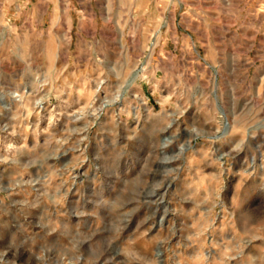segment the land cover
<instances>
[{"label":"rangeland","instance_id":"obj_1","mask_svg":"<svg viewBox=\"0 0 264 264\" xmlns=\"http://www.w3.org/2000/svg\"><path fill=\"white\" fill-rule=\"evenodd\" d=\"M226 2L0 0V247L21 222L38 219L44 210L37 206L25 216L15 201L32 200L33 189L43 191L29 181L49 175V168L26 165L53 151L55 155L45 157L54 169L51 191L59 184L57 169L71 168L75 182L67 197L57 195L51 205L45 201L49 211L74 202L73 221L125 213V231L141 237L135 242L149 255L153 246L143 240L166 234L177 223L186 225L185 236L195 235L205 245L219 244L217 234L226 232L228 217L216 215L210 222L205 205L199 203V194L216 185L218 174L221 199L227 192L237 212L264 204V0H231L230 9L220 7ZM137 73H143V79L128 88L126 97L97 113L95 120L88 114V106L95 110L120 77L131 80ZM177 84L181 89L197 85L206 95H235L230 116L235 124L234 155L223 172L205 156L207 144L215 148L219 141L193 143L183 162L176 158L174 143L165 139L167 133L160 134V146L153 149L151 113L173 110L168 105L179 103L173 95ZM125 100L139 107L138 118L133 109L124 113ZM194 111L190 104L181 119ZM200 114L205 119L213 115L211 108ZM130 129L140 130L132 142L136 155L122 158L112 174H103L107 159L96 155L97 142L108 144L114 134L126 141ZM77 138L86 157L82 162L81 152L69 147ZM181 163L183 170L175 179H164ZM13 180L24 183L12 188ZM101 185L110 201L103 212L93 199ZM231 211L226 205L225 214ZM260 219L255 217L251 226L264 233ZM231 220V227L240 232L235 212ZM99 222L102 225V219ZM32 230H37L35 225ZM169 243L185 256L195 254L184 247L179 233L173 232ZM260 248L264 234L254 235L245 253L254 255ZM163 255L165 264H173L167 249ZM7 257H12L11 251ZM27 257L26 252L19 255L16 264H24Z\"/></svg>","mask_w":264,"mask_h":264},{"label":"clouds","instance_id":"obj_2","mask_svg":"<svg viewBox=\"0 0 264 264\" xmlns=\"http://www.w3.org/2000/svg\"><path fill=\"white\" fill-rule=\"evenodd\" d=\"M220 7L230 9L233 5L231 0H227ZM139 79H143V73H137L131 80H129L127 75L120 77L114 86V91H109L95 110L92 109L91 104L88 106V114L93 116L94 120L98 118L97 113L103 114L117 100L126 97L128 88ZM165 79L169 84L172 83L167 74ZM15 95L20 97L21 94L15 93ZM173 95L179 103L168 105V107L173 109L172 111L162 108L158 113H151V117L155 120L152 129L153 149L155 150L160 146V134L167 133L165 139H170L174 143L177 150L176 158L183 162L192 153L191 146L193 143L198 141H219L215 148L210 143L207 144L208 150L205 156L209 161L217 164L220 171L223 172L228 158L234 155L232 144L235 124L230 119V116L235 110L233 107L236 103L235 95L223 98L220 94L213 95L209 93L206 95L203 89L197 85L181 89L179 84L176 85ZM36 104H39L38 100ZM190 104L194 105L197 111H194L189 117L181 119ZM33 108L35 109V105H33ZM208 108H211L212 118H202L200 113ZM129 109L134 110L133 115L135 118L139 117V107L131 101L125 100L124 113L127 114ZM76 118L78 117H74V119ZM92 122L85 125V128L90 127ZM139 131V129H130V134L126 141L114 134L108 144L97 142L96 155L100 160L107 159V163L102 169L103 174H112L122 158L128 157L131 159L136 155L133 151L135 146L132 142ZM84 135H87L86 131ZM80 142L81 140L77 138L69 147L73 151L79 150L81 152L80 161L82 162L86 157L83 155V150L78 148ZM140 143H143V138L137 141V144ZM56 151H59V149L57 148ZM201 152H204L203 148ZM105 153H108L107 158H105ZM47 155H55V151L46 153L45 157ZM45 157L37 156L34 159H30L26 165V168L31 167L33 164L49 168V175L42 173L40 178L29 181L31 184H39L43 191L40 188L33 189L36 195L32 200L25 198L15 201L20 213L25 216L28 209L37 206L42 207L44 210L39 214L38 219L34 218L32 221L26 219L21 222L7 245L0 247V264H16V258L25 252L28 253V257L24 264H165L164 249L169 251V258L173 261V264H194V262L195 264H231L233 261L234 264H264V248H260L254 255L245 253V248L251 243L253 236L264 234L260 233L259 230L254 232L251 226V221L259 216L261 218L260 227L264 228V204L255 209L242 208L237 212L232 204L229 203L227 192L223 193L224 198L221 199L220 188L222 187V181L218 178L219 174L216 185H210L205 193L199 194L201 196L199 203L205 205V214L209 216L210 222L211 218L216 215H227L228 217L225 225L226 232L217 234L219 244L205 245L195 235L188 234L185 236V232H187L186 225L177 223L172 225L166 234L143 240L145 245L151 244L153 246V254L149 255L135 242L141 237L136 236L131 231H125L123 223L124 219H126L125 213L111 216L104 213L102 217H97L96 220H91L89 217L73 221L72 217L77 215V205L74 202H70L69 207L66 209H61L57 206L49 211L47 205L53 204L57 195L67 197L68 192L71 190V184L75 182V178L72 176L71 168L55 170L60 180L56 186V191L52 192L51 188L53 186L50 173L54 169H52V166L47 165ZM16 163L17 161L13 160V164ZM76 166H78V163L72 167ZM146 170L152 171L150 168ZM182 170L183 163L177 164L175 169L169 172L164 179L169 177L175 179V176ZM156 175L157 173L153 172V179L156 178ZM65 176L71 177V179L65 180ZM18 183H24V181L13 180L10 187L15 188ZM60 188L64 189L63 193H60ZM105 195L106 192L103 185L98 187L93 194V199L96 205L101 207L102 212L103 206L110 203V201L105 199ZM182 198L187 197L182 196ZM45 201H47V205H45ZM226 205L232 208V211L227 214L224 212ZM233 212L236 213L237 218L241 222L242 230L240 232H235L231 227ZM80 215L83 216L82 213ZM101 219L102 225L99 222ZM33 225L36 226V231L32 230ZM173 232L179 233L185 248H193L194 255L185 256L181 250L169 243ZM225 235L229 238L225 239ZM213 247H216L215 252L212 251ZM225 249L228 251L225 252ZM9 251L12 252L11 258L7 257Z\"/></svg>","mask_w":264,"mask_h":264},{"label":"bare ground","instance_id":"obj_3","mask_svg":"<svg viewBox=\"0 0 264 264\" xmlns=\"http://www.w3.org/2000/svg\"><path fill=\"white\" fill-rule=\"evenodd\" d=\"M145 194V193H144Z\"/></svg>","mask_w":264,"mask_h":264}]
</instances>
